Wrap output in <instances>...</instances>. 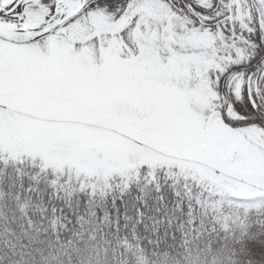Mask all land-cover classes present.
Segmentation results:
<instances>
[{
	"label": "snow or ice",
	"instance_id": "1",
	"mask_svg": "<svg viewBox=\"0 0 264 264\" xmlns=\"http://www.w3.org/2000/svg\"><path fill=\"white\" fill-rule=\"evenodd\" d=\"M0 264H264V0H0Z\"/></svg>",
	"mask_w": 264,
	"mask_h": 264
}]
</instances>
